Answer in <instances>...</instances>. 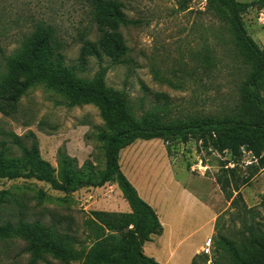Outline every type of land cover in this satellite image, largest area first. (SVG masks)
I'll return each instance as SVG.
<instances>
[{
	"label": "rangeland",
	"instance_id": "1",
	"mask_svg": "<svg viewBox=\"0 0 264 264\" xmlns=\"http://www.w3.org/2000/svg\"><path fill=\"white\" fill-rule=\"evenodd\" d=\"M120 1L128 20L120 30L129 51L119 61L104 57L100 62L94 56L83 59L81 54L80 31L89 28L91 33L86 32L92 39L97 34L83 1L0 0V73L3 54L18 46L22 16L32 7L37 14L51 18L62 33L64 59L55 67L81 85L93 84L102 75L105 95L125 100L137 121L150 118L164 126L193 128L207 117L248 122L264 119L248 85L258 61L237 40L220 0ZM260 11L264 8H250L242 16L249 34L264 48ZM261 93L264 96V88ZM122 129L114 113L94 103L71 105L59 86L36 83L19 100L13 115L0 112V171L27 173L33 167L41 168L64 184V167L71 175L98 182L108 171L107 141ZM34 142L39 151L32 164L27 151ZM127 152L139 155L137 163L153 173L152 178L171 182L169 188L174 190L176 176L220 213L217 235L235 240L253 225L264 235V168L248 183L239 181L242 199L233 204L217 182L226 167L246 178L254 162L249 151L239 157L228 151L218 153L191 134L167 142L139 140L121 154L122 167ZM138 171L144 179V171ZM174 210L177 221L185 217L190 228L209 217L195 215L187 205ZM127 214L132 223L138 218L116 182L66 192L35 178H0V224L45 226L35 228L28 239L17 234L0 238V264H85L86 255L99 242L127 248L134 227L132 223L126 226ZM164 216L168 223V215ZM46 227L63 235L54 242L61 252L43 245ZM215 241L210 253L203 249L205 254L212 256ZM146 245L148 251H154L156 241Z\"/></svg>",
	"mask_w": 264,
	"mask_h": 264
},
{
	"label": "trees",
	"instance_id": "2",
	"mask_svg": "<svg viewBox=\"0 0 264 264\" xmlns=\"http://www.w3.org/2000/svg\"><path fill=\"white\" fill-rule=\"evenodd\" d=\"M81 1L88 6L90 22L97 31L95 39L89 37L92 31L89 28L80 31L83 59L87 56H94L100 62L104 57L119 61L129 51L120 30L122 24L128 22L123 12L124 3L120 0ZM220 2L228 12L230 25L237 40L243 49L258 61V67L249 77L248 85L251 98L264 111V96L261 93V89L264 88V48H261L249 34L242 16L250 8L258 10L264 8V0L251 2L220 0ZM35 11L37 10L32 7L24 11L21 19L22 30L18 34L20 37L18 46L10 54H3L5 64L0 73V112L6 116L13 115L19 100L32 85L46 83L62 88L69 96L71 105L80 102L94 103L107 112L114 113L123 129L107 141L108 171L98 182L81 177L79 174L71 175L64 167L62 170V174L65 175L64 184H60L50 173L35 167L27 173L1 170L0 178L9 180L35 178L49 183L54 189L66 192L76 191L86 185L101 187L108 182H116L129 203L132 214L138 217L132 223L131 215H126L129 217L125 222L126 226L131 223L134 225L130 230L128 247H112L105 241L99 242L86 255L85 264H160L154 257L145 253L144 245L152 241L153 236L162 235L163 225L155 209L140 197L135 186L123 173L119 163L121 151L137 140L163 139L167 142L191 134H195L204 147L218 153L228 151L233 157H239L244 150H247L254 159L248 167L249 175L246 178H240L235 170L226 167L217 180L226 199L233 204L236 200L242 199L238 186L239 181L248 183L251 177L264 168V119L258 122H248L207 117L201 125L193 128H184L180 125L164 126L150 118L137 121L125 100L111 99L105 95L102 81H100L102 75L100 80L93 84L81 85L55 67L64 59L62 33L51 18L46 17L44 13L39 15ZM87 30L90 31L89 34ZM38 151L35 142L32 150L27 151L32 164H34ZM39 227L45 226L38 223L13 224L7 222L0 224V238H10L17 234L28 239L32 231ZM43 230L48 233L43 239V245L61 252L62 248L54 242L63 235L57 233L52 227H46ZM216 230H218V223ZM258 230L256 226H250L247 231H241L239 238L235 240L216 234L212 256L202 252L193 258L192 264H264V235ZM66 245L64 244V247ZM73 253L79 255L75 251Z\"/></svg>",
	"mask_w": 264,
	"mask_h": 264
},
{
	"label": "crops",
	"instance_id": "3",
	"mask_svg": "<svg viewBox=\"0 0 264 264\" xmlns=\"http://www.w3.org/2000/svg\"><path fill=\"white\" fill-rule=\"evenodd\" d=\"M155 140V139H154ZM139 141V140H137ZM137 141L135 143H137ZM133 143L129 147L123 149L120 153V165H122V155L129 151L135 145ZM127 156L123 159L124 166H121L123 173L129 181L135 186L140 197L148 202L158 214L159 220L163 225L162 235L153 236V240L146 242L144 251L148 256L154 257L160 264H192L193 258L203 252L206 242L212 240L216 235V226L219 221L220 213H218L211 205L201 200L193 191L185 187L184 183L176 176L174 178V190H171L172 183H161L159 180L152 178L153 173L143 170L144 166L138 162L137 153L133 156ZM133 166L136 168L133 169ZM140 169L144 171V179L140 177ZM170 187V188H169ZM168 201L171 202L169 205ZM180 205H187L188 208L197 214H208L209 217L192 228L186 227V220L181 218L179 222L172 214L174 209ZM168 215L169 222L165 220ZM178 223V224H177ZM193 237H197L191 241ZM154 251L147 250V243L155 242ZM152 244V243H151ZM154 244V243H153ZM210 247V249H211Z\"/></svg>",
	"mask_w": 264,
	"mask_h": 264
},
{
	"label": "built area",
	"instance_id": "4",
	"mask_svg": "<svg viewBox=\"0 0 264 264\" xmlns=\"http://www.w3.org/2000/svg\"><path fill=\"white\" fill-rule=\"evenodd\" d=\"M259 16H260V21H264V11H260L259 12ZM210 247H211V239H209L206 242V246H205L204 252L205 253H210L211 252Z\"/></svg>",
	"mask_w": 264,
	"mask_h": 264
}]
</instances>
